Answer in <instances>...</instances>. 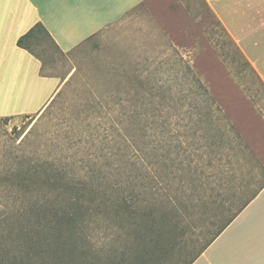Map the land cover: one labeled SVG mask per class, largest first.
Wrapping results in <instances>:
<instances>
[{"label":"rangeland","instance_id":"1","mask_svg":"<svg viewBox=\"0 0 264 264\" xmlns=\"http://www.w3.org/2000/svg\"><path fill=\"white\" fill-rule=\"evenodd\" d=\"M217 1L140 0L66 51L43 34L30 39L40 75L52 78L17 58L4 85L36 75L39 100L56 82L59 88L36 115L0 117V218L20 224L24 202L36 198L17 185L18 172L59 167L76 183L90 172L109 193L136 195L137 210L184 201L174 264L199 251L264 183V81L220 19ZM195 103L188 130L195 138L175 140L176 117L189 120ZM21 109L10 107L9 115ZM40 196L56 198L52 191ZM105 207L108 213L102 207L85 218L83 259L72 264H112L122 255L141 219L118 216L114 203Z\"/></svg>","mask_w":264,"mask_h":264},{"label":"trees","instance_id":"2","mask_svg":"<svg viewBox=\"0 0 264 264\" xmlns=\"http://www.w3.org/2000/svg\"><path fill=\"white\" fill-rule=\"evenodd\" d=\"M42 34L55 43L48 29L43 23L38 22L18 38L17 45L27 49L41 60V57L32 51L28 41L38 39ZM200 85L204 86L202 83ZM196 104L186 115L189 120H185L182 114L176 117L178 118L175 123L177 126L175 125L172 130V135L176 136L175 140L180 135L195 138L192 134L189 135L188 130L193 129L190 127V121L198 113ZM179 122L182 124L178 125ZM169 127L168 125L167 129ZM165 130L166 126L163 124L161 135ZM194 135L203 137L199 130L194 131ZM170 146L171 144L166 143L163 147L169 148ZM17 174L22 178V182L17 185L21 186L24 193H36V198L24 202V207L18 215L20 224L11 223L12 217L2 213L0 264H72L78 259H83L85 247L78 241L80 237L78 233L84 226L85 218L91 213H98L102 207L104 213H108L105 206L110 203H114L115 214L118 216L126 214L129 218L139 217L141 219L134 231L129 233V240L122 249V255L112 264H174L179 252L171 251L180 242H174L173 238L176 235V229L180 230L178 217L182 207H186L184 201L179 199L180 204H168L166 209L159 211H141L132 207L136 195L124 194L120 190H116L113 195L114 190L109 193L96 184L94 175L90 172L85 174V180L78 183L72 182L74 174L59 167H43L34 172L26 170ZM216 176L210 174L209 180L216 179ZM263 188L264 183L248 199L239 204L237 208L235 207L220 229L199 251L194 252L190 259L187 258L184 264H192ZM47 191H52L56 198L49 199L40 196V194L47 196ZM67 194H69L68 197H66ZM189 199L199 200L200 198L193 196ZM189 204L191 205H188V209L195 207L197 203ZM222 207H226L225 202L222 203ZM122 223L121 220L120 225ZM86 260L89 259L85 258Z\"/></svg>","mask_w":264,"mask_h":264},{"label":"crops","instance_id":"3","mask_svg":"<svg viewBox=\"0 0 264 264\" xmlns=\"http://www.w3.org/2000/svg\"><path fill=\"white\" fill-rule=\"evenodd\" d=\"M140 0H0V117L36 115L50 103L59 83L39 100L36 75L4 85V76L16 61L37 71L42 62L17 45L18 38L36 23L48 29L55 42L69 50L81 43ZM217 13L241 51L264 81V0H218ZM18 58V59H17ZM17 78L14 79L16 81ZM16 90V94L13 91ZM10 107L23 108L9 115ZM192 264H264V188L236 216Z\"/></svg>","mask_w":264,"mask_h":264}]
</instances>
